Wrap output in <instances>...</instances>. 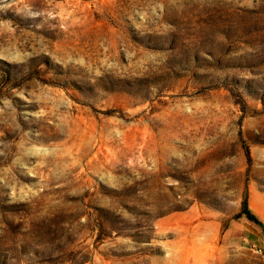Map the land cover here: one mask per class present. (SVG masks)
Wrapping results in <instances>:
<instances>
[{
	"label": "rangeland",
	"instance_id": "374dc122",
	"mask_svg": "<svg viewBox=\"0 0 264 264\" xmlns=\"http://www.w3.org/2000/svg\"><path fill=\"white\" fill-rule=\"evenodd\" d=\"M264 0H0V264H264Z\"/></svg>",
	"mask_w": 264,
	"mask_h": 264
},
{
	"label": "trees",
	"instance_id": "16d2710c",
	"mask_svg": "<svg viewBox=\"0 0 264 264\" xmlns=\"http://www.w3.org/2000/svg\"><path fill=\"white\" fill-rule=\"evenodd\" d=\"M242 215H244L247 220H249L250 222L258 225L259 227H261L263 229V233H264V223L262 221H260L250 210L249 208V204H248V200L245 198V200L243 201V205H242Z\"/></svg>",
	"mask_w": 264,
	"mask_h": 264
}]
</instances>
